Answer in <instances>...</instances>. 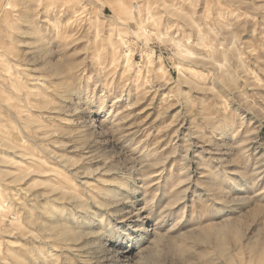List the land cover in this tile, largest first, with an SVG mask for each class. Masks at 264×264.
<instances>
[{
	"label": "rangeland",
	"instance_id": "374dc122",
	"mask_svg": "<svg viewBox=\"0 0 264 264\" xmlns=\"http://www.w3.org/2000/svg\"><path fill=\"white\" fill-rule=\"evenodd\" d=\"M0 264H264V0H0Z\"/></svg>",
	"mask_w": 264,
	"mask_h": 264
}]
</instances>
